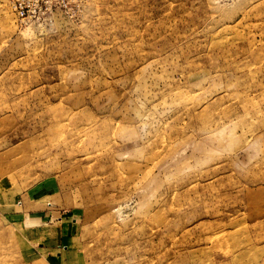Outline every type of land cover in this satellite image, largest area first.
<instances>
[{
	"label": "rangeland",
	"instance_id": "374dc122",
	"mask_svg": "<svg viewBox=\"0 0 264 264\" xmlns=\"http://www.w3.org/2000/svg\"><path fill=\"white\" fill-rule=\"evenodd\" d=\"M0 264H264V0H0Z\"/></svg>",
	"mask_w": 264,
	"mask_h": 264
}]
</instances>
